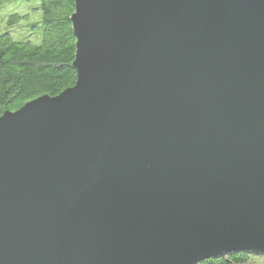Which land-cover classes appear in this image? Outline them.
Returning a JSON list of instances; mask_svg holds the SVG:
<instances>
[{
  "label": "water",
  "instance_id": "1",
  "mask_svg": "<svg viewBox=\"0 0 264 264\" xmlns=\"http://www.w3.org/2000/svg\"><path fill=\"white\" fill-rule=\"evenodd\" d=\"M76 79L0 116V264L264 255V0H74Z\"/></svg>",
  "mask_w": 264,
  "mask_h": 264
},
{
  "label": "trees",
  "instance_id": "2",
  "mask_svg": "<svg viewBox=\"0 0 264 264\" xmlns=\"http://www.w3.org/2000/svg\"><path fill=\"white\" fill-rule=\"evenodd\" d=\"M12 2L0 0V13ZM73 11L74 0H39L24 14L8 15L7 27L0 31V116L74 84L75 38L69 20ZM29 12L36 15L31 21ZM196 264H264V255L235 251Z\"/></svg>",
  "mask_w": 264,
  "mask_h": 264
},
{
  "label": "rangeland",
  "instance_id": "3",
  "mask_svg": "<svg viewBox=\"0 0 264 264\" xmlns=\"http://www.w3.org/2000/svg\"><path fill=\"white\" fill-rule=\"evenodd\" d=\"M14 1H16V0H13V2L11 3V6L8 7L6 10H3L2 13H0V31L6 29V27H7L6 21H8V18H7L8 15H10L11 13H14V12L24 14L25 12L29 11L31 6H34V5L38 4V2H39V0H31V1L23 0V1H16V2H14ZM35 16L36 15L29 12L27 20L31 21V20H33V18ZM27 20H24L22 22L26 23L25 21H27Z\"/></svg>",
  "mask_w": 264,
  "mask_h": 264
}]
</instances>
